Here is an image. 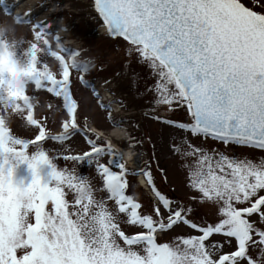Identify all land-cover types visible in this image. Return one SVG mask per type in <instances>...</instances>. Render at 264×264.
Listing matches in <instances>:
<instances>
[{
  "label": "snow or ice",
  "instance_id": "6c2138e0",
  "mask_svg": "<svg viewBox=\"0 0 264 264\" xmlns=\"http://www.w3.org/2000/svg\"><path fill=\"white\" fill-rule=\"evenodd\" d=\"M0 6L8 15L15 7L8 0ZM93 7L108 34L128 42L129 58L135 55L150 70L155 82L138 93L154 94L144 114L165 127L161 135L184 161L188 187L198 195L178 200L162 191L156 173L165 186L168 176L158 160L153 169L151 160L137 156L138 167L129 169L124 153L80 117L74 71L103 104L83 75L93 62L59 34L53 37L51 23L25 18L21 22L32 25L28 83L61 98L66 118L62 131L50 135L35 118L36 98L18 87L23 73L13 69L8 81H0V117L15 110L38 129L33 139H21L0 119V264H264V157L233 154L264 152V0H94ZM42 49L61 66L60 78L44 71L50 67L39 59ZM138 80L133 74V87ZM103 107L111 109V103ZM108 117L118 126L127 122L111 111ZM77 134L85 150L63 158L94 165L107 198H97L88 178L75 170L58 168L57 157L40 143L66 142ZM105 157L108 162H101ZM23 163L34 176L27 185L14 178ZM45 167L47 179L41 175ZM133 175L146 178L150 208L129 194ZM24 190L31 196L27 203L19 198ZM205 203L217 206L216 221L198 217L197 206ZM127 225L139 230L130 234ZM182 226L197 234L159 241L160 234Z\"/></svg>",
  "mask_w": 264,
  "mask_h": 264
},
{
  "label": "rangeland",
  "instance_id": "374dc122",
  "mask_svg": "<svg viewBox=\"0 0 264 264\" xmlns=\"http://www.w3.org/2000/svg\"><path fill=\"white\" fill-rule=\"evenodd\" d=\"M20 6L30 7L34 10L25 15L28 18L35 17L36 19L44 20L53 25L54 31H59V34L64 32L66 37L74 42L75 48L83 50L82 57L85 60H91L93 66L88 74H85L88 80L97 87L102 96L106 90H110L114 101L122 105V110L118 109L115 113L111 109L104 110L98 103L96 97L88 90L87 86L79 80V72H73L74 96L81 104L80 117H87L88 125L103 129L108 134H114L117 138L121 135L116 131L118 125L113 124L108 117V112L111 111L112 116L116 120L126 119L125 125L129 131L131 140L120 139V144H124L126 149H136L139 152L140 159L143 161H152L153 169H156V161H159L160 167L167 170L168 182L165 186L161 183L160 173L157 171V184L167 194L174 199L187 200L190 195H198L194 190L188 187V172L182 167L184 161L179 156L173 155L169 150V145L166 137L161 135L166 131L165 127L154 121L151 114L144 113L150 107V102L154 100V94L138 95L144 92L146 87H150L155 81L150 77V70L147 66L138 62L137 57L133 55L129 58L127 53L128 44L121 40H113L101 34L103 22L96 13L93 7V0H41L33 3V0H14ZM49 1V2H48ZM30 2L29 6L27 4ZM32 2V3H31ZM250 4L257 3V0H249ZM50 3V4H48ZM54 8L48 9L50 5ZM32 6V7H31ZM49 6V7H48ZM27 10H30L29 8ZM258 10V9H257ZM55 11V13L53 12ZM0 28L6 29V36L0 37V44L5 40L11 43V46L16 50L21 63L30 64L32 67V57L29 55L30 41L32 39V25L20 24L12 15L3 12L0 6ZM52 33V34H53ZM43 40L41 44H43ZM80 48V49H79ZM80 50V51H81ZM39 59L46 62L50 68H45L44 71L50 69L55 72L60 78L62 68L59 63L47 55V51L42 49L39 53ZM130 61V64H129ZM133 74H139V80L135 87L127 89L129 79ZM129 77V78H128ZM109 81V83H106ZM28 94L36 98L35 118L40 119L49 131L50 135L59 134L62 131V122L66 118V110L63 108L61 98H57L54 94L48 93L46 89H35L34 85L28 84ZM92 91V89H91ZM120 101H123L121 103ZM51 105V107H49ZM8 110L6 113L10 112ZM5 113V114H6ZM183 114L181 113V116ZM108 117V118H107ZM83 126V119H81ZM13 134L22 139H33L38 134L36 126L29 124L23 118H16L11 125ZM77 134L66 142L45 140L40 142L43 144L50 156L57 157L56 163L58 168L75 170L77 175H82L91 182L94 193L97 198H107V193L103 191V177L97 172L94 165H88L87 162H78L71 159L65 160L64 156L80 155L85 150V140ZM149 137L151 141L149 142ZM202 139V138H201ZM193 143L199 145L200 140L192 138ZM84 141V142H83ZM135 144V147L132 144ZM156 145V155L153 157V147ZM215 146V142H211ZM29 153L35 151V147H29ZM241 158L247 156L254 160L264 157V152L260 150L240 149L233 153ZM109 157L103 158L101 162L107 163ZM48 169L45 167L41 175L47 179ZM15 180L23 182L25 185L32 182L34 176L27 163L18 165L15 171ZM130 194L135 193L139 201L150 208L152 200L148 198V194L140 188L136 183L135 176H129ZM138 189H141L139 191ZM174 190V191H172ZM69 201L73 200L72 194L67 197ZM50 209L51 202L47 205ZM109 207L114 208L113 202L109 201ZM198 217L205 218L208 222H214L217 219L218 208L210 203L197 206ZM147 210V209H146ZM255 219V217H253ZM126 232L134 234L137 229L134 226H125ZM197 234L187 226H182L175 229L174 232L168 234H160L159 241L171 242L178 235ZM217 239H221L217 237Z\"/></svg>",
  "mask_w": 264,
  "mask_h": 264
},
{
  "label": "clouds",
  "instance_id": "9594fccd",
  "mask_svg": "<svg viewBox=\"0 0 264 264\" xmlns=\"http://www.w3.org/2000/svg\"><path fill=\"white\" fill-rule=\"evenodd\" d=\"M6 34L7 30L0 28V37L6 36ZM13 69L23 73V80L18 84V87H22L27 92L28 82L31 80V65L21 63L16 50L11 46L9 41L5 40L3 44H0V81H8L11 78ZM46 73L54 75L50 69L46 70ZM18 117L19 113L12 110L4 114L0 119H3L5 127L11 128L13 121ZM19 198L22 203H27L31 196L30 193L24 190L21 191Z\"/></svg>",
  "mask_w": 264,
  "mask_h": 264
},
{
  "label": "bare ground",
  "instance_id": "6f19581e",
  "mask_svg": "<svg viewBox=\"0 0 264 264\" xmlns=\"http://www.w3.org/2000/svg\"><path fill=\"white\" fill-rule=\"evenodd\" d=\"M39 1H41V0H33V3L35 4L36 2H39ZM8 2L11 4L12 2H13V0H8ZM49 2V1H48ZM32 3V2H31ZM29 4H30V2L27 4L28 6H29ZM48 4H50V3H48ZM54 5L55 4H53V7H52V5H50V7L48 8V9H52V8H54ZM26 6V5H25ZM25 6H19L18 5V7H17V9H18V14H23V12L24 13H26V7ZM32 7V6H31ZM53 12H55V11H53ZM103 31L104 32H102V34L103 35H106V28H105V26L103 27ZM61 33H63V34H65L64 32H62L61 31ZM129 78V77H128ZM129 83H132L131 82V78L129 79ZM132 87V85H129L128 87H127V89H129V88H131ZM111 93V92H110ZM110 95V94H109ZM104 100V99H103ZM111 109L116 113L117 111H118V106H116L115 104L114 105H112V107H111ZM121 111V110H120ZM121 120V119H120ZM124 125L125 124H123L121 127H119V128H117L116 129V131H119L120 133H126L127 131H128V129L127 128H125L124 127ZM130 152H128V156H129V158H130V162L132 163V165L133 166H136V167H138V161H137V156H140L139 155V152H137V150L136 149H133V150H129ZM139 182L143 185V186H145L146 188H148L149 189V186H148V183H147V180H146V178L144 177V176H139Z\"/></svg>",
  "mask_w": 264,
  "mask_h": 264
}]
</instances>
